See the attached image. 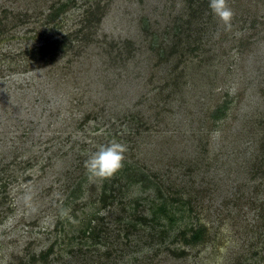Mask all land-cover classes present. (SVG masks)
<instances>
[{"label":"rangeland","instance_id":"rangeland-1","mask_svg":"<svg viewBox=\"0 0 264 264\" xmlns=\"http://www.w3.org/2000/svg\"><path fill=\"white\" fill-rule=\"evenodd\" d=\"M68 1L0 0V264H264V0H228L230 29L211 10L197 13L198 0H74L47 16ZM95 5L104 14L91 24ZM192 8L185 39L162 58ZM63 37L66 52L32 57ZM225 98L228 117L214 125L210 111ZM125 127L139 132L124 138ZM112 139L165 183L170 170V182L206 192L198 217L182 220L206 225L203 242L183 243L184 223L128 246L112 225L106 245L75 235L103 182L84 161ZM195 156L203 165L187 168ZM131 190L146 205L162 201Z\"/></svg>","mask_w":264,"mask_h":264},{"label":"trees","instance_id":"trees-1","mask_svg":"<svg viewBox=\"0 0 264 264\" xmlns=\"http://www.w3.org/2000/svg\"><path fill=\"white\" fill-rule=\"evenodd\" d=\"M71 1L74 0H70L68 1V3L63 2L62 4H60V6L53 7L47 16L51 19H56L61 14H64L67 8H69V4L71 3ZM198 2L199 3H197L196 7V9H198L197 13L201 12V7L204 9V11L206 9L210 10L209 0H198ZM192 12H194V9L192 10ZM86 13H88V16H92V18H94L97 13H101L100 17H96L95 19H93L94 21L90 19L87 20V22L91 21V24L99 23L104 14L100 10V7L98 5H95L91 9L89 8ZM195 14L196 11L185 22L186 24H184V27L183 24H181V26L174 27L177 30L174 31V36L171 40V46L169 47V50L165 48V51H167V56H163L162 58L170 59L169 56L172 57L175 55L178 48L180 47V43L185 39L183 38V34L186 32V28L192 22V18H194L193 15ZM187 37L189 36L187 35ZM191 41L186 43L184 49L192 43ZM68 42V38L63 37L50 44L39 46L35 50H33L35 52H33L35 55L33 54L32 57L37 59V53L41 55V51H43L44 56H49V54H51L53 57H51L50 59H54L55 56H57L58 51L54 52L53 50L58 48L62 50V52H66L65 50ZM132 48L133 47L131 46V44H127L125 46V50L127 53L126 55L129 58L133 57L130 56L132 53ZM197 49L198 47L194 48L193 50ZM162 55L163 54H161V56ZM124 58L125 57H123V55H117L116 60L123 62ZM115 64L116 63L112 65ZM231 103L232 100H230L229 98H225L212 111H210L209 116L214 122V125H218L227 119ZM130 117H126V120H128V122L132 121L135 123L136 121H138L134 118V115H130ZM85 118L86 120L90 119L89 115H87ZM139 123L142 124L141 120ZM125 128L127 130H125L124 132H126L127 135L124 138L127 139L129 136L128 134H130L131 136L139 132L138 129H135V127ZM130 151L131 149L127 147L123 167L113 176L102 179L103 182L100 185V194L97 199V201L99 202L98 207L95 210L87 212L86 217H84L83 219L81 218L78 220V230L76 231L77 234L75 235L85 238L84 243L87 244V246L91 245L93 247H96L99 244L106 245L110 237L111 230L109 229V227L111 225L113 226V229L118 232V234H122L123 242L128 246L131 243L136 244L138 236L135 235L138 233L144 232L148 236L149 240L153 242L154 234L160 236V238H163V234H167L168 231L179 227V223H184V221L182 220L185 216L190 217L195 214L194 216L196 218L198 217L197 210H199L200 199H202V192L203 194H205L206 192L190 190L184 186H177L174 182H170L168 179H170V175H173L170 170H165V172L162 173L163 176L167 178V183H165L163 179H160L159 176L157 177V175L152 171H145V169L140 165L138 161H130ZM203 162L204 161L202 159H199V157L195 156L188 162L187 168H200L203 165ZM259 168H261V164H259ZM82 182L83 181L79 179V181L72 188L71 195L73 197H75L78 191L80 192L82 190ZM137 184L140 185L145 191H155V198L161 199V203H152L146 205V202H144V200L146 199L130 197L129 194L132 191L131 189ZM89 190L90 192L94 193V191H96V184L92 183ZM184 192H186L188 195L186 196ZM241 199L242 197L238 198V200ZM245 201H248V199L245 198ZM254 201L256 200H254V198H251L250 203ZM91 204H95V202L91 201ZM81 206H85V203H81ZM76 207L79 208V205H77ZM76 207L73 210H76ZM260 209L264 210V206L260 207ZM263 217L264 215L262 216V218ZM164 218L165 222H162L161 220ZM108 220H110L109 224L107 223ZM107 224L108 227H106ZM184 225L185 227L179 230L178 233V236L180 237L179 239H181L183 243L187 245H195L204 241L207 233V227L205 224L198 222L194 225H191L190 227H188L186 223H184ZM158 226L161 228L158 231L159 234L156 233ZM187 231H190V235L188 236ZM70 239L72 240L73 237ZM174 240H177V236L174 238ZM53 250V245H51L45 251H41V260L47 262L49 257L53 253ZM180 255H182V252L180 253Z\"/></svg>","mask_w":264,"mask_h":264},{"label":"clouds","instance_id":"clouds-1","mask_svg":"<svg viewBox=\"0 0 264 264\" xmlns=\"http://www.w3.org/2000/svg\"><path fill=\"white\" fill-rule=\"evenodd\" d=\"M212 14L218 17L226 29H230L233 11L228 5V0H209ZM127 146L122 142L112 139L107 144H101L84 161V167L90 177L109 178L123 167Z\"/></svg>","mask_w":264,"mask_h":264}]
</instances>
